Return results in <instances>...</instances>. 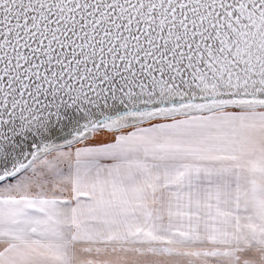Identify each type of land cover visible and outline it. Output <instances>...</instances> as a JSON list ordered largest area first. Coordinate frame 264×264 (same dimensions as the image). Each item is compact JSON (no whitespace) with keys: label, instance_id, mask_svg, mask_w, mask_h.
<instances>
[{"label":"snow or ice","instance_id":"obj_1","mask_svg":"<svg viewBox=\"0 0 264 264\" xmlns=\"http://www.w3.org/2000/svg\"><path fill=\"white\" fill-rule=\"evenodd\" d=\"M0 264H264V0H0Z\"/></svg>","mask_w":264,"mask_h":264}]
</instances>
